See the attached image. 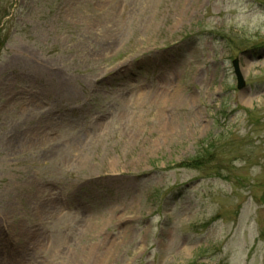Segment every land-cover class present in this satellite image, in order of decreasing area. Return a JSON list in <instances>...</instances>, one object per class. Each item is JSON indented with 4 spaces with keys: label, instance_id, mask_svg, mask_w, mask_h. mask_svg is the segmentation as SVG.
<instances>
[{
    "label": "rangeland",
    "instance_id": "rangeland-1",
    "mask_svg": "<svg viewBox=\"0 0 264 264\" xmlns=\"http://www.w3.org/2000/svg\"><path fill=\"white\" fill-rule=\"evenodd\" d=\"M0 11V264H264V0Z\"/></svg>",
    "mask_w": 264,
    "mask_h": 264
},
{
    "label": "bare ground",
    "instance_id": "bare-ground-1",
    "mask_svg": "<svg viewBox=\"0 0 264 264\" xmlns=\"http://www.w3.org/2000/svg\"><path fill=\"white\" fill-rule=\"evenodd\" d=\"M157 107L159 109V113L160 115L163 116V118H165L166 113L168 111H171L172 109H175V107L177 105H179L180 101H179V96L178 95H173L171 97L165 96L163 93H160L157 95ZM168 127L171 126V123L167 124Z\"/></svg>",
    "mask_w": 264,
    "mask_h": 264
},
{
    "label": "water",
    "instance_id": "water-1",
    "mask_svg": "<svg viewBox=\"0 0 264 264\" xmlns=\"http://www.w3.org/2000/svg\"><path fill=\"white\" fill-rule=\"evenodd\" d=\"M234 70H235V75H236V78H237V81H238V89L241 91L245 88V80H244V77L240 71V68H239V65H238V61H235L234 62Z\"/></svg>",
    "mask_w": 264,
    "mask_h": 264
},
{
    "label": "trees",
    "instance_id": "trees-1",
    "mask_svg": "<svg viewBox=\"0 0 264 264\" xmlns=\"http://www.w3.org/2000/svg\"><path fill=\"white\" fill-rule=\"evenodd\" d=\"M1 12V11H0ZM1 19V18H0ZM0 25H1V22H0ZM0 32H1V30H0Z\"/></svg>",
    "mask_w": 264,
    "mask_h": 264
}]
</instances>
